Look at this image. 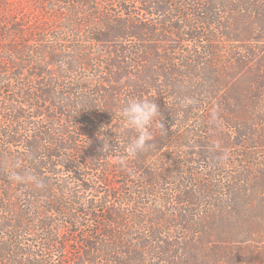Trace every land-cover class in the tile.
I'll return each mask as SVG.
<instances>
[{"label":"trees","instance_id":"obj_1","mask_svg":"<svg viewBox=\"0 0 264 264\" xmlns=\"http://www.w3.org/2000/svg\"><path fill=\"white\" fill-rule=\"evenodd\" d=\"M38 4L0 22V264H222L239 244L259 250L264 0ZM133 98L161 115L152 146L129 156L137 133L120 111ZM60 166L74 181L54 178Z\"/></svg>","mask_w":264,"mask_h":264},{"label":"rangeland","instance_id":"obj_2","mask_svg":"<svg viewBox=\"0 0 264 264\" xmlns=\"http://www.w3.org/2000/svg\"><path fill=\"white\" fill-rule=\"evenodd\" d=\"M41 1L43 0H0V22H13L17 20H20L22 22L23 20L21 18L27 12V16L34 18L35 15L39 13V9H36V7ZM21 7L23 8V11H25L24 13L22 12V9L20 11L18 10ZM13 9L14 12L12 11ZM41 14L43 13L41 12ZM28 19L30 20V18ZM84 172L86 173L84 181L91 180L94 175H96V178L98 177V173L91 169H86ZM74 175L75 170L67 169L65 167L60 166L58 170H56L54 178L57 180L64 179L74 181ZM89 196L91 197V193L89 194ZM27 238V240L32 241L34 237L27 236ZM248 245L249 244H239V246H236V248L232 250L231 255L227 254L219 256V263L221 262L222 264H264V245L259 246V250L247 248Z\"/></svg>","mask_w":264,"mask_h":264},{"label":"clouds","instance_id":"obj_3","mask_svg":"<svg viewBox=\"0 0 264 264\" xmlns=\"http://www.w3.org/2000/svg\"><path fill=\"white\" fill-rule=\"evenodd\" d=\"M120 115L128 126L133 128L137 135L127 146V154L129 156H136L139 153L146 151L150 148L152 136V128L157 122V118L161 115L158 104L149 99L133 98L127 101L125 106L121 109ZM110 146L108 138L104 139V152L106 147ZM124 163V161H121ZM12 178L23 179L13 173ZM35 179V177H30Z\"/></svg>","mask_w":264,"mask_h":264}]
</instances>
